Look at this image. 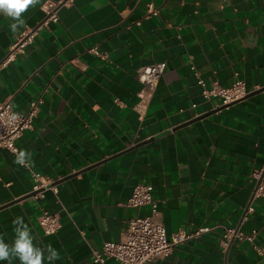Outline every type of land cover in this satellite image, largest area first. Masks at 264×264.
I'll list each match as a JSON object with an SVG mask.
<instances>
[{"label": "crops", "instance_id": "crops-1", "mask_svg": "<svg viewBox=\"0 0 264 264\" xmlns=\"http://www.w3.org/2000/svg\"><path fill=\"white\" fill-rule=\"evenodd\" d=\"M46 1L29 6L16 31L0 13V62L42 22ZM150 4L159 13L146 17ZM59 16L0 69V101L25 113L40 99L17 140L28 166L0 148V237L14 243L22 216L35 245L59 252L53 264H101L92 250L150 213L128 205L134 186L149 182L169 235L209 228L152 264H264V198L254 197L253 176L264 165V0H73ZM158 61L165 72L139 107L138 70ZM199 77L208 86L243 79L250 92L214 109ZM31 170L57 179L58 196L38 193ZM43 210L61 215L57 233L39 224ZM225 227L257 232L223 250Z\"/></svg>", "mask_w": 264, "mask_h": 264}, {"label": "built area", "instance_id": "built-area-1", "mask_svg": "<svg viewBox=\"0 0 264 264\" xmlns=\"http://www.w3.org/2000/svg\"><path fill=\"white\" fill-rule=\"evenodd\" d=\"M71 2L73 0H47L42 5L45 14L42 22L35 28H27L22 31L19 39L11 47L5 59L0 62V69L20 54L25 53L27 47L37 35L39 26H48L50 22L58 21L60 19V7ZM158 13L159 9L150 4L146 17H152ZM89 51L99 57H105L103 51L97 46L90 47ZM166 66V61H158L144 64L139 68L137 79L143 85L139 107L149 102L158 87ZM197 82L201 86V95L205 100L211 102L214 109L240 101L250 92L243 79H237L231 86H222L217 81L212 86H208L201 77H199ZM39 104V98L31 100L27 111L22 113L14 108L10 100L0 101V148H5L16 155L18 154L17 140L27 129L32 128L33 121L39 110ZM24 165L28 166L26 160ZM31 175L34 180L33 187L39 191L38 193L49 189L58 196L59 186L57 179H52L34 170H31ZM253 176L256 179L254 197L264 198V165L255 171ZM128 205L135 208L150 206V213L145 215L137 214L130 217L126 222L123 237L119 241H105L101 247L94 248L92 250L94 262L106 264L108 260L114 259L120 264H152L155 259L168 256L176 245L209 230L208 227L192 232L179 230L169 235L161 219V210L158 199L155 197L154 185L149 182H139L134 186ZM252 210L253 207L249 205L247 212ZM38 221L43 230L50 234L57 233L62 224L61 215L48 210L42 211ZM256 232L254 230L251 235H245L239 228L225 227L221 239V247L225 250L229 242L235 238L251 240ZM257 250L264 257V249L257 248Z\"/></svg>", "mask_w": 264, "mask_h": 264}, {"label": "clouds", "instance_id": "clouds-1", "mask_svg": "<svg viewBox=\"0 0 264 264\" xmlns=\"http://www.w3.org/2000/svg\"><path fill=\"white\" fill-rule=\"evenodd\" d=\"M39 0H0V13L12 18L15 23L10 25L13 31L17 30L18 25H23L25 21L21 18L29 6H34ZM15 118V117H14ZM26 152L21 150L16 156V163L24 165ZM14 225V243L9 245L0 237V261H8L12 264L13 259H18L20 264H53L60 259L59 252L51 246L39 247L33 243V236L28 224L22 216H16L12 221Z\"/></svg>", "mask_w": 264, "mask_h": 264}]
</instances>
